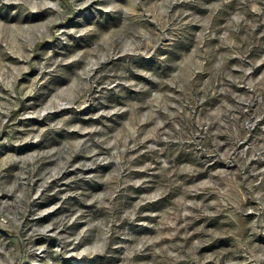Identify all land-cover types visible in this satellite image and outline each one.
Returning a JSON list of instances; mask_svg holds the SVG:
<instances>
[{
  "label": "rangeland",
  "instance_id": "374dc122",
  "mask_svg": "<svg viewBox=\"0 0 264 264\" xmlns=\"http://www.w3.org/2000/svg\"><path fill=\"white\" fill-rule=\"evenodd\" d=\"M0 264H264V0H0Z\"/></svg>",
  "mask_w": 264,
  "mask_h": 264
}]
</instances>
